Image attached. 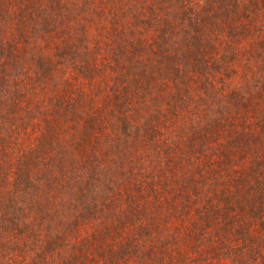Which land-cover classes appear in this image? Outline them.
I'll use <instances>...</instances> for the list:
<instances>
[{"label":"trees","instance_id":"obj_1","mask_svg":"<svg viewBox=\"0 0 264 264\" xmlns=\"http://www.w3.org/2000/svg\"><path fill=\"white\" fill-rule=\"evenodd\" d=\"M113 187L141 221L98 217ZM262 244L264 0H0V264H264Z\"/></svg>","mask_w":264,"mask_h":264},{"label":"rangeland","instance_id":"obj_2","mask_svg":"<svg viewBox=\"0 0 264 264\" xmlns=\"http://www.w3.org/2000/svg\"><path fill=\"white\" fill-rule=\"evenodd\" d=\"M50 49H51V46H50ZM50 49H49V51H50ZM89 180H91V178ZM132 194L130 195V193H126V192H124V190L119 193L117 188H115V187H113L112 190H107L106 193L102 194L103 197L100 198L98 201H96V203H95L96 204V208H95L96 212L95 213L99 214L98 217H100V218L109 219L110 217H112L113 220H115V221H118V220H122L124 222L133 221V220L141 221L137 217L129 219V218H127V216H129V215L126 216V214L119 212V206L123 207L124 209L125 208L127 209V207H125L126 205L124 203L125 199L128 200L127 196H131L132 198H134V201L136 198L139 199L137 193H132ZM132 198H131V200H132ZM78 205H79L78 207H80V208H85V205L82 204L81 202L78 203ZM132 205L133 204L131 203L130 206H132ZM112 213L119 214V216H117V215L115 216ZM55 219H56V222L61 220L58 218H55ZM86 219H87V222L85 223ZM91 219L92 218H90V219L87 218V215H84V219L82 220V221H84V224L82 222H79L78 226L80 225L79 226L80 229L78 231H76V233L80 232L79 237L96 231L95 225H93L90 222ZM63 221L66 222L65 219ZM72 225H73V223H72ZM71 235L72 234H69L70 237H71ZM259 256H260V261H264V245L263 244H262V246H260V254H257L254 257H259ZM140 262H142V263L145 262V259L140 260Z\"/></svg>","mask_w":264,"mask_h":264}]
</instances>
